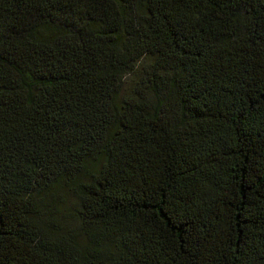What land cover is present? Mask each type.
<instances>
[{"label": "trees", "instance_id": "1", "mask_svg": "<svg viewBox=\"0 0 264 264\" xmlns=\"http://www.w3.org/2000/svg\"><path fill=\"white\" fill-rule=\"evenodd\" d=\"M0 264H264V0H0Z\"/></svg>", "mask_w": 264, "mask_h": 264}, {"label": "rangeland", "instance_id": "2", "mask_svg": "<svg viewBox=\"0 0 264 264\" xmlns=\"http://www.w3.org/2000/svg\"><path fill=\"white\" fill-rule=\"evenodd\" d=\"M56 194H57V199L63 201V209L66 210L70 207V203L73 201L71 195L63 188V187H59L56 190Z\"/></svg>", "mask_w": 264, "mask_h": 264}]
</instances>
